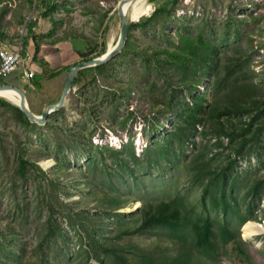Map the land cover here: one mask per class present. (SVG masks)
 I'll return each mask as SVG.
<instances>
[{
	"label": "rangeland",
	"instance_id": "obj_1",
	"mask_svg": "<svg viewBox=\"0 0 264 264\" xmlns=\"http://www.w3.org/2000/svg\"><path fill=\"white\" fill-rule=\"evenodd\" d=\"M167 1L152 0V11L132 25L128 47L96 72V82L74 87L68 105L51 114L48 125H25L0 105V264H102L110 253L97 239L107 248L135 246L156 254V233L122 240L120 226L140 212L144 200L176 194L200 214L228 219L251 247L250 262L230 244L214 264H264V190L259 202L241 185L247 176L264 181V149L251 134L240 156L234 149L241 138L195 137L197 146H210L216 172L235 161L238 184L232 177L229 187L236 192L232 205L248 218L242 224L210 201L205 209L202 187L184 169L193 143L167 138L185 103L199 93L211 101L212 86L235 60L242 68L232 79L258 86L264 101V0H179L173 11L156 14ZM53 2L45 19L44 0H0V41L20 43L27 25L36 22L52 30L49 37L83 40L86 60L115 47L120 0ZM140 5L149 8L138 0L127 11L135 14ZM21 157L33 163L25 177L18 174ZM249 225L263 230L245 239Z\"/></svg>",
	"mask_w": 264,
	"mask_h": 264
},
{
	"label": "trees",
	"instance_id": "obj_2",
	"mask_svg": "<svg viewBox=\"0 0 264 264\" xmlns=\"http://www.w3.org/2000/svg\"><path fill=\"white\" fill-rule=\"evenodd\" d=\"M44 1L47 9L42 16L45 19L51 18V7L54 2L53 0ZM178 1L169 0L160 5L156 9V14L173 11L178 5ZM148 19L150 18L146 20ZM36 25V22L27 25V36L32 38L37 54L40 42L33 33ZM1 36L3 37V35ZM27 36L23 39V48L27 45ZM128 43L129 39L125 48L128 47ZM108 65L109 63L82 70L74 80L72 89L84 82H96V72L106 69ZM70 68L72 67H67L62 72L68 73ZM241 68V63L237 60L224 67V75L212 86L211 101L208 102L205 94L199 93L194 96L191 105L185 103V110L180 116L178 115V120L175 123H171L172 129L167 138L174 142L177 140L181 145L188 142L193 143L195 148L192 155L184 163V169L191 182L202 187L205 209L210 201L217 210L224 213V217L233 213L238 218L237 220L243 224L248 218L238 206L232 205L233 200L236 201V192L234 185L232 188L229 187L232 177H237L234 168L235 161L231 160L227 168L216 172L213 159L209 158L208 147L210 146L208 143H200L197 146L195 142L196 135L200 134L207 137L208 134L213 133L218 138L224 136L232 142L241 138V140L236 141L237 144L234 149V152L240 156L245 152L249 140L248 135L251 134L252 138L257 140L256 146L259 145L261 149H264V101L258 86L255 84L243 85V80L232 79L231 76ZM55 74H59V72H55ZM0 105L10 109L19 122L30 127L37 126L32 124L19 108L1 99ZM92 110L90 109V114H92ZM245 116L250 118L246 120ZM49 122L50 117L46 125ZM198 128H201L200 131ZM30 167H33L32 162L22 157L18 159V174L20 176L25 177ZM237 182L238 178L233 184H238ZM241 185L249 187V197L253 196L259 202L262 200L264 181H257L256 179L252 181V178L247 176ZM250 207L252 210L253 205ZM113 210L115 211V209ZM139 213L131 219L123 221L122 226H120V230L123 231L120 233V237H122L120 239L123 240V236H132L143 232L145 234L147 232H149L147 234L156 233L158 235L156 245L159 246L156 254L151 255L135 246L107 248L102 240L97 239V245L103 251L110 253V256L106 257L102 264H214L216 263L215 257L220 255L222 248L230 244L233 245L235 253L244 261L250 262L252 260L250 257L251 247L244 243L239 230L235 229L228 219L220 222L212 218L211 214H200L196 211V207L180 194L168 199L144 200ZM133 225L136 226L131 230ZM163 229L167 231V235L162 233ZM106 240L109 243V239L106 238ZM166 241L171 243L168 242L170 247L164 252L160 247L166 245ZM161 254L162 256H159Z\"/></svg>",
	"mask_w": 264,
	"mask_h": 264
},
{
	"label": "crops",
	"instance_id": "obj_3",
	"mask_svg": "<svg viewBox=\"0 0 264 264\" xmlns=\"http://www.w3.org/2000/svg\"><path fill=\"white\" fill-rule=\"evenodd\" d=\"M52 30L42 29L39 25L34 28V35L40 42L39 52L36 54V46L32 38L26 37L25 54L28 53L31 60L27 68L35 72V77L28 81L25 77L26 69H20L5 78H0L1 85H9L22 90L32 111L40 115L43 109L59 102L66 82L67 67H73L88 57V45L83 40L72 38L55 39L49 37ZM24 37L21 42L23 43ZM5 42V41H3ZM7 43V42H5ZM61 71V72H60ZM59 72V74H55ZM20 95L16 90L1 89Z\"/></svg>",
	"mask_w": 264,
	"mask_h": 264
},
{
	"label": "water",
	"instance_id": "obj_4",
	"mask_svg": "<svg viewBox=\"0 0 264 264\" xmlns=\"http://www.w3.org/2000/svg\"><path fill=\"white\" fill-rule=\"evenodd\" d=\"M128 1H134V0H120L118 7H117V11L121 17L122 26H120L121 35L115 47L113 49L108 50L105 54H103L102 56H99L98 58H94L88 61H83L73 66L72 68H70V70L67 73L66 82H65V85L62 91L61 98L58 103L46 106L43 109L42 113L40 115H37L30 108L28 101L26 99L25 93L22 90L16 87H13V86H9V85L0 86V90L1 89L16 90L21 96L20 104L12 103L11 101L1 96H0V99L6 101L12 106L19 108L32 124H38V125L47 124L48 119L51 116V114L62 110L68 105V102L72 94V86H73L74 80L76 79V77L82 70L88 69V68L99 67L103 64L109 63L111 60H113L115 57H117L123 52V49L125 48L127 40H128V34H129L132 24L135 22H139L142 18L141 17L139 19H134L133 15L130 12H127L125 9H123V5Z\"/></svg>",
	"mask_w": 264,
	"mask_h": 264
},
{
	"label": "built area",
	"instance_id": "obj_5",
	"mask_svg": "<svg viewBox=\"0 0 264 264\" xmlns=\"http://www.w3.org/2000/svg\"><path fill=\"white\" fill-rule=\"evenodd\" d=\"M30 60V55L24 52L22 42L14 46L0 42V78H5L20 69H26L25 77L31 81L35 77V72L27 68Z\"/></svg>",
	"mask_w": 264,
	"mask_h": 264
},
{
	"label": "bare ground",
	"instance_id": "obj_6",
	"mask_svg": "<svg viewBox=\"0 0 264 264\" xmlns=\"http://www.w3.org/2000/svg\"><path fill=\"white\" fill-rule=\"evenodd\" d=\"M134 1H138V0H134ZM134 1L126 2L123 5V9H125L127 11V5L131 4ZM146 1H147L148 5H149L150 9L145 7L144 5H140L136 9V13L135 14L130 12L133 15L134 19H139V18H141L139 16L147 15V14H149L152 11V9H153V7H152L153 4L151 2L152 0H146ZM127 12H129V11H127ZM0 96L5 98V99H7V100H9V101H11L12 103H15V104H20V102H21V96L16 94V93H13V92L0 90ZM262 230L263 229L258 227L257 225H249V226H247V228L244 231V237H245V239H250L252 236L256 235L257 233L261 232Z\"/></svg>",
	"mask_w": 264,
	"mask_h": 264
}]
</instances>
